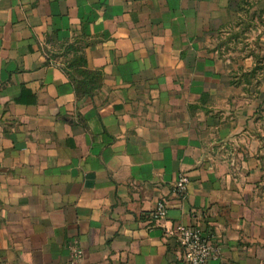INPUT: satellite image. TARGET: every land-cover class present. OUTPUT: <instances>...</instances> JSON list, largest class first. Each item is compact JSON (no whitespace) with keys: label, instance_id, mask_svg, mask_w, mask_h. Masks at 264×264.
Listing matches in <instances>:
<instances>
[{"label":"crops","instance_id":"crops-1","mask_svg":"<svg viewBox=\"0 0 264 264\" xmlns=\"http://www.w3.org/2000/svg\"><path fill=\"white\" fill-rule=\"evenodd\" d=\"M176 223L264 264V0H0V264H184Z\"/></svg>","mask_w":264,"mask_h":264},{"label":"built area","instance_id":"built-area-1","mask_svg":"<svg viewBox=\"0 0 264 264\" xmlns=\"http://www.w3.org/2000/svg\"><path fill=\"white\" fill-rule=\"evenodd\" d=\"M188 183L186 175H180L176 182L177 193H183ZM167 211L163 202L159 203L152 212V218L156 223L166 217ZM166 233L176 238L179 245L183 248L184 264H209L211 259H218V249L211 245L202 231L187 225L176 223L170 228L165 229ZM69 260L71 263L79 262L83 257V250L77 240H72L68 244Z\"/></svg>","mask_w":264,"mask_h":264}]
</instances>
